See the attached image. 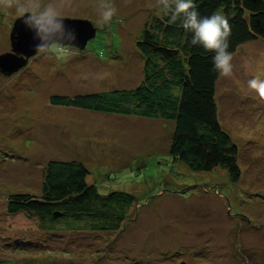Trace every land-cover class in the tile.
Returning a JSON list of instances; mask_svg holds the SVG:
<instances>
[{
  "label": "rangeland",
  "instance_id": "374dc122",
  "mask_svg": "<svg viewBox=\"0 0 264 264\" xmlns=\"http://www.w3.org/2000/svg\"><path fill=\"white\" fill-rule=\"evenodd\" d=\"M49 0H0V55L10 51L19 10ZM64 19L91 23L96 36L66 57L37 53L19 72L0 73V264H264V98L246 85L264 79V39L232 54L218 75L217 121L237 147L240 177L193 173L168 154L173 123L52 106L74 98L132 90L142 81L136 42L161 0H54ZM117 8L96 26L99 5ZM50 161L81 163L100 196L131 195L120 231L43 230L26 212L10 215V196L42 197Z\"/></svg>",
  "mask_w": 264,
  "mask_h": 264
},
{
  "label": "trees",
  "instance_id": "16d2710c",
  "mask_svg": "<svg viewBox=\"0 0 264 264\" xmlns=\"http://www.w3.org/2000/svg\"><path fill=\"white\" fill-rule=\"evenodd\" d=\"M201 17L222 13L229 22L228 51L264 39V0H195ZM170 17L154 18L144 26L136 49L143 60L142 81L135 89L112 90L74 98L51 97L52 106L105 115L135 116L173 123L168 154L193 173L226 171L231 183L240 177L238 150L218 121L215 85L218 73L212 53L190 44L191 34ZM88 171L79 162L50 161L44 168L41 199L10 196V215L37 217L43 230L63 225L68 232L115 233L134 205L131 195L105 196L86 182Z\"/></svg>",
  "mask_w": 264,
  "mask_h": 264
},
{
  "label": "clouds",
  "instance_id": "9594fccd",
  "mask_svg": "<svg viewBox=\"0 0 264 264\" xmlns=\"http://www.w3.org/2000/svg\"><path fill=\"white\" fill-rule=\"evenodd\" d=\"M20 21L36 40L35 51L45 55L66 57L75 46L76 34L65 22L63 14L54 0L37 4L30 9L19 10ZM158 14L170 17L172 22L181 21L186 33L191 34L190 44L212 53V63L220 76L232 73V55L228 51L230 25L220 12L201 17L196 10L195 0H161ZM117 15V8L111 3L99 5L96 26L109 25ZM246 87L264 98V79L253 77Z\"/></svg>",
  "mask_w": 264,
  "mask_h": 264
},
{
  "label": "water",
  "instance_id": "95a60500",
  "mask_svg": "<svg viewBox=\"0 0 264 264\" xmlns=\"http://www.w3.org/2000/svg\"><path fill=\"white\" fill-rule=\"evenodd\" d=\"M64 20L76 34L73 48L83 51L87 43L95 38L96 29L87 21ZM9 41L11 50L0 55V73L6 77L19 72L26 66L28 60L38 53L35 51L37 42L20 21V17L12 25Z\"/></svg>",
  "mask_w": 264,
  "mask_h": 264
},
{
  "label": "flooded vegetation",
  "instance_id": "af4514ba",
  "mask_svg": "<svg viewBox=\"0 0 264 264\" xmlns=\"http://www.w3.org/2000/svg\"><path fill=\"white\" fill-rule=\"evenodd\" d=\"M31 59H32V58H31ZM31 59H29L28 62H29Z\"/></svg>",
  "mask_w": 264,
  "mask_h": 264
},
{
  "label": "bare ground",
  "instance_id": "6f19581e",
  "mask_svg": "<svg viewBox=\"0 0 264 264\" xmlns=\"http://www.w3.org/2000/svg\"><path fill=\"white\" fill-rule=\"evenodd\" d=\"M10 50H11V48H10Z\"/></svg>",
  "mask_w": 264,
  "mask_h": 264
}]
</instances>
